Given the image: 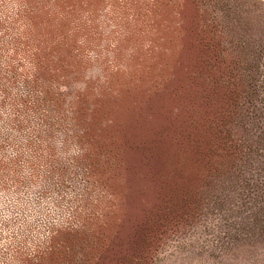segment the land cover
Instances as JSON below:
<instances>
[{"label":"rangeland","instance_id":"374dc122","mask_svg":"<svg viewBox=\"0 0 264 264\" xmlns=\"http://www.w3.org/2000/svg\"><path fill=\"white\" fill-rule=\"evenodd\" d=\"M0 264H264V0H0Z\"/></svg>","mask_w":264,"mask_h":264}]
</instances>
